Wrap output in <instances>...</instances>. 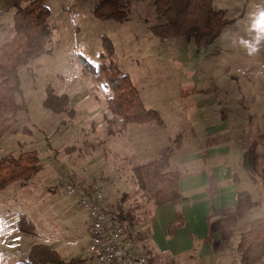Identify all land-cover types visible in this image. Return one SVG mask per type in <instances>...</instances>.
<instances>
[{"label":"rangeland","instance_id":"1","mask_svg":"<svg viewBox=\"0 0 264 264\" xmlns=\"http://www.w3.org/2000/svg\"><path fill=\"white\" fill-rule=\"evenodd\" d=\"M97 1L47 0L55 31L53 52L18 69L22 89L18 101L26 109L0 140V158L32 150L40 170L27 184L12 183L0 191V264H15L32 244L40 243L59 249L65 257L86 259L83 264H99L85 256L90 229L87 211L78 203L98 181L104 184L111 212L121 208L133 213V243L142 249L146 236L139 230L148 227L152 206L137 191L132 166L158 155L168 138L173 146L182 134L184 144L188 119L197 105L214 102L213 109L242 138L243 152L254 147L264 165V136L257 138L264 134V0H246V6L245 0H215L216 7L227 8L226 16L236 20L205 51L185 38L154 37L149 25L164 18L155 14L152 0H122L130 5V19L124 23L93 17ZM12 16L11 6L0 11V44L13 35ZM102 35L114 44L120 69L130 75L145 106L160 111L165 128L134 124L119 131L108 108L109 91L78 59L82 55L95 64ZM49 90L67 96L64 109L45 108ZM248 121L246 130L241 128ZM151 131L161 135L147 141L156 147L146 153L141 141ZM173 155L170 168L176 170ZM239 175V188L258 202L256 209L239 215L244 223L264 215V186L258 174ZM69 186L76 195H68ZM19 215L33 222L34 236L17 229ZM237 260L239 264L238 256Z\"/></svg>","mask_w":264,"mask_h":264},{"label":"trees","instance_id":"2","mask_svg":"<svg viewBox=\"0 0 264 264\" xmlns=\"http://www.w3.org/2000/svg\"><path fill=\"white\" fill-rule=\"evenodd\" d=\"M154 12L164 18V22L149 25L154 37L185 38L198 49L208 50L227 27L235 22L226 16V10L216 7L215 0H152ZM47 0H25L12 5L13 35L0 44V140L17 123L18 113L26 105L18 101L22 94L18 69L33 59L50 55L53 52L54 27L50 24V10ZM93 17L100 21L124 23L130 19V5L122 0H98L92 10ZM92 77L109 91L107 104L119 131H127L129 125H158L165 127L161 113L148 108L128 73L120 69L119 57L112 41L101 37V50L95 64L82 55L78 57ZM58 100V101H57ZM67 96L57 95L49 90L44 106L51 111L64 109ZM61 102V103H57ZM182 134L173 140L174 145L163 148L157 157L132 166L137 188L154 207L167 203L182 204L187 198L180 191L179 173L170 168L171 157L183 147ZM241 166L246 174H258L264 186V165L254 147L247 149ZM40 170L37 152L22 149L0 158V191L12 183L27 184ZM235 181L238 175L235 174ZM104 192V184L101 181ZM102 192V193H103ZM84 193L90 197L94 191ZM104 194V193H103ZM122 200V198H121ZM104 198V204L105 203ZM258 205L248 190H239L236 196L235 211L242 215ZM107 206V205H106ZM108 208V206H107ZM112 212L114 219L125 226L130 233L134 226L133 213L119 208ZM132 219V220H131ZM127 222V224H126ZM183 219L169 225L170 233L182 225ZM17 229L26 236L35 235L32 221L19 215ZM133 237V236H132ZM236 254L240 264H257L264 261V215L252 219L240 227ZM86 259L73 257L65 260L60 251L44 243L32 244L26 257L15 264H83Z\"/></svg>","mask_w":264,"mask_h":264},{"label":"crops","instance_id":"3","mask_svg":"<svg viewBox=\"0 0 264 264\" xmlns=\"http://www.w3.org/2000/svg\"><path fill=\"white\" fill-rule=\"evenodd\" d=\"M18 1L0 0V11L7 6L12 7ZM246 3L245 0V6ZM220 9L226 10L227 14V8ZM213 103L197 105L192 109L188 119L189 133L186 134L183 147L176 151V156L173 155L178 165L176 170H179L180 191L187 199L180 205L167 203L157 207L150 201L152 208L148 227L144 229L142 225L139 230L146 236L142 249L137 243L134 246V233L131 231L133 251L147 255L152 264H230L231 261L238 264L235 248L240 227L248 222L242 223L235 211L237 193L244 189L239 188L241 181H235L234 177L236 174L242 179L239 175L241 171L245 173L244 176L247 175L241 166L243 140L222 113L217 108L213 109ZM250 123H241L240 126L246 130ZM146 134L141 143L146 145V153H151L152 147L156 146L148 145L147 141L158 138L161 132ZM257 136L259 141L264 134L259 133ZM171 140L168 138L163 148L169 146ZM156 149L152 151L154 155ZM178 215L182 216V225L170 233L169 225L177 220ZM87 235L89 240V232ZM60 253L65 260L79 257L75 254L65 257L63 252ZM85 256H90L88 248Z\"/></svg>","mask_w":264,"mask_h":264},{"label":"built area","instance_id":"4","mask_svg":"<svg viewBox=\"0 0 264 264\" xmlns=\"http://www.w3.org/2000/svg\"><path fill=\"white\" fill-rule=\"evenodd\" d=\"M66 191L70 196L77 194L71 186ZM102 191V185L98 184L94 188V196L84 195L78 200L88 214L90 257L99 264H152L147 255L133 251L129 231L114 219L104 204Z\"/></svg>","mask_w":264,"mask_h":264},{"label":"clouds","instance_id":"5","mask_svg":"<svg viewBox=\"0 0 264 264\" xmlns=\"http://www.w3.org/2000/svg\"><path fill=\"white\" fill-rule=\"evenodd\" d=\"M255 49H253V51H254Z\"/></svg>","mask_w":264,"mask_h":264}]
</instances>
